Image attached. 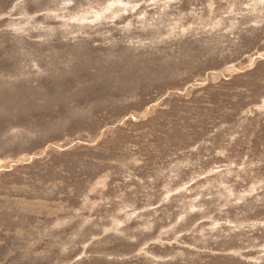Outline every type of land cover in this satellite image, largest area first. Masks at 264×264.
I'll list each match as a JSON object with an SVG mask.
<instances>
[{
	"label": "rangeland",
	"instance_id": "obj_1",
	"mask_svg": "<svg viewBox=\"0 0 264 264\" xmlns=\"http://www.w3.org/2000/svg\"><path fill=\"white\" fill-rule=\"evenodd\" d=\"M0 264H264V0H0Z\"/></svg>",
	"mask_w": 264,
	"mask_h": 264
}]
</instances>
